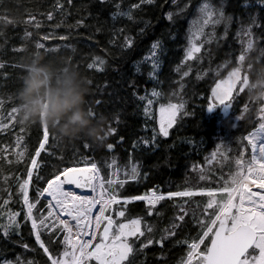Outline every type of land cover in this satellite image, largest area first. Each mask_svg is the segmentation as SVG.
<instances>
[{"label":"trees","instance_id":"16d2710c","mask_svg":"<svg viewBox=\"0 0 264 264\" xmlns=\"http://www.w3.org/2000/svg\"><path fill=\"white\" fill-rule=\"evenodd\" d=\"M204 2L154 0L131 8L139 0H0V124L7 125L0 128V176H9L7 184L0 180V201H9L6 210L0 209V225H8L9 213H19L15 224L8 225L7 237L0 230V264L5 260L15 264L17 257L21 262L50 264L30 221L25 220L26 209L17 191V179H23L30 166L42 126L50 131L46 148L55 155L41 152L37 158L41 176L48 178L54 165L62 168L79 163L83 167L95 161L101 176L108 179L112 172L106 161L115 157L117 166L123 168L131 158L139 165L140 178L119 188L121 196L140 195L154 186L165 192L220 188L236 171L240 137L259 126V112L264 107V4L261 0H207L223 11L225 19L204 29L197 41L203 44L201 52L186 60L193 22ZM129 11L132 19L120 14ZM168 12L173 13L171 21ZM30 16L35 18L31 22ZM252 17L260 27L253 28V48L241 62L239 56L248 40L242 26ZM125 35L134 38L130 49L121 47ZM155 41L160 42L162 51L158 54L159 71L152 78L151 62L145 58ZM37 43L45 47L38 49ZM96 57L105 61L102 71L88 67ZM236 68L247 86L234 93L227 113L221 108L209 112L212 89ZM130 81H135L138 95H133ZM154 89L158 96H152ZM140 96L153 100L148 115L144 112L147 100ZM169 103L183 105L169 136H157L158 148L143 147L140 138H150L152 130H158L160 106ZM13 107L18 111L10 121ZM237 115L241 117L238 122ZM109 126L116 132L105 135ZM101 136L103 141L98 139ZM18 137L22 138L19 147ZM107 144H113L114 149L108 150ZM18 151L23 152L19 163ZM213 152L217 155L209 163ZM249 157L250 153H245L244 158ZM37 186L46 185L44 180L36 181L34 173L30 199L36 196ZM220 195L217 193L218 200ZM206 200V195L199 194L166 199L156 205L159 215L154 211L151 216L146 215L143 201H133L126 205L125 217H119L121 202L114 204L112 217L117 223L143 217L142 227L151 225V235L159 239L184 208L187 215L176 235L166 239L163 247L153 244L136 256V264H180L187 246L176 241L195 238L200 232L197 221L203 218ZM44 203L41 198L37 208L42 209ZM57 236L49 240L47 232L41 235L53 254L63 251V234Z\"/></svg>","mask_w":264,"mask_h":264},{"label":"snow or ice","instance_id":"6c2138e0","mask_svg":"<svg viewBox=\"0 0 264 264\" xmlns=\"http://www.w3.org/2000/svg\"><path fill=\"white\" fill-rule=\"evenodd\" d=\"M70 2L71 0H69ZM153 2L154 0H139V3L131 5V8H139L141 4ZM261 3L264 4V0H261ZM58 7H63V5L58 4ZM198 11L199 17L193 22L189 46L185 52L186 60L194 59L195 54L201 52L203 44L197 41L204 35V29L209 25L214 27L225 19L223 11L215 10L207 0L200 5ZM120 14L132 19L130 11ZM48 18H52L51 13L48 14ZM34 19L30 16L29 22ZM167 19L173 20L172 12L167 13ZM228 20L230 22L231 18L229 17ZM78 23H82V21H78ZM36 26L38 27V25ZM256 27H260L256 17H252L246 27L242 26V33L248 37V40L247 48L239 56L241 62L245 60L247 52L253 48V28ZM134 42L133 37L125 35L121 47L130 49ZM36 47L40 49L45 46L37 43ZM161 51L160 42L155 41L149 55L145 58L151 62L152 71L149 75L152 78H155L159 71L158 54ZM261 58L264 59V57ZM104 63L105 61L100 57H96L92 63L88 64V67L98 68L102 71ZM183 75L187 76L188 73L185 72ZM243 79L240 68H236L229 73L227 79L219 80L212 89V103L208 105L207 110L212 112L221 106L225 109L232 108V93L238 81L241 85L239 90H244ZM129 87L133 88V95H138L135 81H130ZM158 95L159 93L154 89L152 96ZM139 99L147 100L144 112L145 115H148L153 100L148 99L147 96H140ZM97 103L99 104V101ZM182 108V104H162L159 109L158 130L153 129L150 138L141 137L139 143L145 148H158L157 136L165 138L169 136V130L175 124L177 114ZM244 110L247 111V105ZM17 111L16 107L12 108L9 114L10 121L15 119ZM92 115L95 118L96 113L93 111ZM259 116L261 118L259 126L240 137V154L236 159V171L220 188L165 192L160 190L159 186H154L140 195L130 196H121L118 190L128 180L140 178L139 165L131 158L129 164L123 168L117 166L115 157L110 162L106 161L107 166L112 169L108 179L101 176L100 167L95 161L85 163L83 167L79 163L62 168L54 165L53 172L48 178L41 176L37 158L40 157L41 152L55 155L46 148L49 143L50 131L42 126V137L38 147L35 149L34 155L29 158L30 166L27 167L24 178L17 179V191L22 199V207L26 209L25 220L30 221L35 240L47 255V261L50 264H90L92 261H95V264H136V256L145 248L153 244L163 247L166 239L176 235V229L181 226L180 222L184 221L187 211L181 208L170 226L163 229L159 239H156L151 235L153 233L151 225L142 227L145 224L143 217L136 216L128 219L127 222L117 223L114 221L112 215L106 214L111 211L112 205L123 202L118 210V215L125 217L126 205L129 202L143 201L146 215L151 216L154 211L159 215L156 205L161 201L173 197H192L199 194L207 196L201 213L203 218L197 221L201 230L195 238L189 237L183 241H176L187 246V255L180 261V264H264V107H261ZM118 119L117 117V121ZM236 119L238 122L241 117L237 115ZM6 127V124H0V128ZM115 132L116 129L109 126L105 135ZM21 139V137L17 138V147H19ZM98 139L103 141L104 137L101 136ZM123 139L124 137L121 136L120 140L123 141ZM135 146L136 142L133 144V147ZM106 147L110 151L114 149L113 144H107ZM249 150L250 157L246 160L245 153ZM216 155V152L212 153L209 163L215 159ZM22 157L23 152L18 151L16 162L19 163ZM7 162L12 163V161ZM193 167L195 168V165ZM34 173L35 180H44L46 186H37L36 196L30 199L29 188L33 183ZM0 180L7 184L9 176H0ZM253 184L261 191H253L251 187ZM65 185H74L78 189H90L91 193L95 195H78L66 190ZM217 193L222 194L219 200ZM8 195L10 198L11 192ZM41 198H44L45 203L42 209H38L37 205ZM8 202V200L0 201V209L6 210ZM97 205L100 206L96 209L98 215L93 217L91 213ZM209 210H212L210 215L205 216L204 214ZM18 215V212L9 213L8 225L15 224V217ZM8 225H0V230L3 231L5 237L9 234ZM102 225L103 227H101ZM42 231L49 234V240L58 239L57 233H62L63 251L59 254L50 252L41 239ZM97 236H99L98 240ZM205 239L208 240L207 244H205ZM137 241L140 242L139 248H136ZM202 244L204 245L203 249H201ZM23 246L28 248L27 244ZM3 264H12V262L5 260ZM15 264H32V262H21L17 257Z\"/></svg>","mask_w":264,"mask_h":264},{"label":"rangeland","instance_id":"374dc122","mask_svg":"<svg viewBox=\"0 0 264 264\" xmlns=\"http://www.w3.org/2000/svg\"><path fill=\"white\" fill-rule=\"evenodd\" d=\"M214 8V7H213ZM215 9V8H214ZM216 10V9H215ZM209 27H213L212 25H209ZM202 37V36H201ZM200 37V38H201ZM228 78V77H227ZM226 78V79H227ZM247 86V81L245 80V81H243V89L245 88ZM240 87H241V85H240V82L238 81V84L236 85V87H235V89H234V91H233V93H232V97H233V95H234V93L236 92V91H238L239 89H240ZM240 91V90H239ZM211 103H212V100H211ZM218 108H221L222 109V111L224 112V113H227L228 111H229V109H225L223 106H221V107H218ZM217 108V109H218ZM216 110V109H215ZM160 114V113H159ZM249 153H250V150L248 151ZM248 152L246 153V155L248 154ZM199 171H201V169H199ZM111 172H112V169H111ZM65 189L66 190H69V191H72V192H75V193H77L78 195H83V193H80V192H82L83 190L82 189H75V186L73 185V188H72V186H65ZM88 191V194H93V193H91V191H90V189L89 190H87ZM131 202H133V201H131ZM98 206V205H97ZM100 206H98V208H99ZM114 210V205H112V209H111V211H109V212H106V214H108V215H112L113 214V211ZM96 211V209L94 208L93 210H92V213H91V215L93 216V217H95L96 215H98V213H96V214H94V212ZM61 215L63 216V214L61 213ZM65 219L67 218V217H64ZM113 220H114V218H113ZM115 221V220H114ZM124 222H127V221H124ZM101 227H103V225L101 226ZM97 238H98V236H97Z\"/></svg>","mask_w":264,"mask_h":264},{"label":"bare ground","instance_id":"6f19581e","mask_svg":"<svg viewBox=\"0 0 264 264\" xmlns=\"http://www.w3.org/2000/svg\"><path fill=\"white\" fill-rule=\"evenodd\" d=\"M65 186H72V188H73V185H65ZM251 187H252L253 191H261V189H258L254 184L251 185ZM75 189H77V188L75 187ZM80 189L83 190L82 192H80V193H83V195H95L94 193L93 194H88L87 190H89V189H85V188H80ZM98 206H96L95 209H98ZM96 213H97V211L94 212V214H96ZM66 219H68V218H66ZM74 231H75V229H74Z\"/></svg>","mask_w":264,"mask_h":264},{"label":"clouds","instance_id":"9594fccd","mask_svg":"<svg viewBox=\"0 0 264 264\" xmlns=\"http://www.w3.org/2000/svg\"><path fill=\"white\" fill-rule=\"evenodd\" d=\"M91 139V138H90Z\"/></svg>","mask_w":264,"mask_h":264}]
</instances>
